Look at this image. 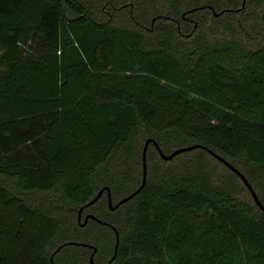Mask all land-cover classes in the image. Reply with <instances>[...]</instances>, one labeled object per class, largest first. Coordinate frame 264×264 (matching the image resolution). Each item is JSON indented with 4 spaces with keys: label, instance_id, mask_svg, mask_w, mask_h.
<instances>
[{
    "label": "trees",
    "instance_id": "1",
    "mask_svg": "<svg viewBox=\"0 0 264 264\" xmlns=\"http://www.w3.org/2000/svg\"><path fill=\"white\" fill-rule=\"evenodd\" d=\"M0 65V264H108L114 229L112 264H264L209 153L264 205V0H0ZM149 139L203 148L150 143L144 188L79 223L141 186Z\"/></svg>",
    "mask_w": 264,
    "mask_h": 264
},
{
    "label": "water",
    "instance_id": "2",
    "mask_svg": "<svg viewBox=\"0 0 264 264\" xmlns=\"http://www.w3.org/2000/svg\"><path fill=\"white\" fill-rule=\"evenodd\" d=\"M245 1V0H244ZM204 8H208L212 11L213 15L216 17L218 15H221L224 11H221L219 13L215 12L211 7H200V8H195L193 10H189L186 13H191L194 12L196 10L199 9H204ZM153 140L149 139L146 141L144 148H143V153H142V184L141 186L134 191L133 193H131L130 195H128L127 197L121 199L118 203H116L115 205H113L112 203V199H111V194H110V190L108 187H105L103 189H100L97 193V195L94 197V199H92L90 202H88L86 205H84L83 207H81L78 211V222L80 223L81 220V214L82 211L87 208L92 206L93 204H95L104 194V192L106 191L107 193V200H108V208L110 211H114L116 210L118 207H120L121 205L125 204L126 202H128L129 200H131L132 198H134L145 186L146 184V179H147V160H146V152H147V148L149 146L150 143H152ZM153 145L155 146V148L157 149L161 159L163 161H170L173 158H175L176 156H178L179 154H182L184 152H189L198 148H203V146L201 145H190L187 147H182L179 149H176L175 151H173L172 153L166 155L164 154L158 147V145L153 142ZM209 153L215 157L216 159H218L219 161H221L226 167H228L235 175H237L239 177V179L242 181V183L245 185V187L247 188L249 194L251 195L253 201L255 202V204L257 205V207L264 212V205L260 202L256 192L254 191V189L252 188V185L249 183V181L246 179V177L235 167H233L231 164H229L228 162H226L224 159H222L220 156L216 155L215 153L209 151ZM89 219L95 220L99 223L102 224H106L103 222H100V220H98L96 217H94L93 215L89 214L85 217L84 222L81 224V226H85L88 222ZM114 229V228H113ZM115 235H116V244L114 247V254L112 256V258L110 259V261L108 262V264H112V262L115 260L116 258V253H117V249H118V243H119V235L118 232L114 229ZM76 244V243H75ZM88 248L92 249V254L90 256V264H94V255L97 251V249L92 246V245H86ZM63 246H60L55 252H58Z\"/></svg>",
    "mask_w": 264,
    "mask_h": 264
},
{
    "label": "rangeland",
    "instance_id": "3",
    "mask_svg": "<svg viewBox=\"0 0 264 264\" xmlns=\"http://www.w3.org/2000/svg\"><path fill=\"white\" fill-rule=\"evenodd\" d=\"M189 5H190V6H193V5H197V4L194 3V2H191ZM27 36H28L29 39H31L32 34H31V33H28ZM28 41H30V40H28ZM0 71H2V67H1V65H0ZM263 201H264V199H263Z\"/></svg>",
    "mask_w": 264,
    "mask_h": 264
},
{
    "label": "flooded vegetation",
    "instance_id": "4",
    "mask_svg": "<svg viewBox=\"0 0 264 264\" xmlns=\"http://www.w3.org/2000/svg\"><path fill=\"white\" fill-rule=\"evenodd\" d=\"M81 216H82V214H81ZM86 216H87V214H85V216L83 218L85 219Z\"/></svg>",
    "mask_w": 264,
    "mask_h": 264
}]
</instances>
